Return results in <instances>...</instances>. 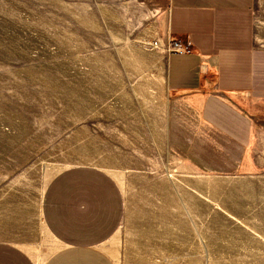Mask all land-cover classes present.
<instances>
[{
    "label": "rangeland",
    "instance_id": "374dc122",
    "mask_svg": "<svg viewBox=\"0 0 264 264\" xmlns=\"http://www.w3.org/2000/svg\"><path fill=\"white\" fill-rule=\"evenodd\" d=\"M167 5L0 0V241L44 260L55 244L37 213L43 191L89 165L122 193L121 223L103 245L114 264H264V98L250 108L253 175L210 177L177 159L157 23ZM255 12L264 20V0ZM16 215L23 231L4 232Z\"/></svg>",
    "mask_w": 264,
    "mask_h": 264
},
{
    "label": "crops",
    "instance_id": "0c3cea01",
    "mask_svg": "<svg viewBox=\"0 0 264 264\" xmlns=\"http://www.w3.org/2000/svg\"><path fill=\"white\" fill-rule=\"evenodd\" d=\"M157 21L168 50L179 43L191 51H167L165 58L169 151L202 175H253L250 108L264 98V20L256 16L255 0H168ZM15 196L13 183L4 182V199L12 204ZM14 203L24 215L23 203ZM122 212L112 176L94 166L68 167L48 182L37 212L54 250L39 261L0 241V264H114L103 245L117 231ZM14 217L16 224L4 232L23 231L20 216Z\"/></svg>",
    "mask_w": 264,
    "mask_h": 264
},
{
    "label": "built area",
    "instance_id": "2783aa9c",
    "mask_svg": "<svg viewBox=\"0 0 264 264\" xmlns=\"http://www.w3.org/2000/svg\"><path fill=\"white\" fill-rule=\"evenodd\" d=\"M168 51H175L177 53H190L189 47L181 46L179 43L173 47L172 49H169Z\"/></svg>",
    "mask_w": 264,
    "mask_h": 264
}]
</instances>
